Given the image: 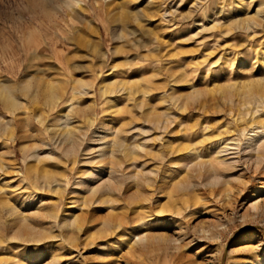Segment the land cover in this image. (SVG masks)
I'll return each instance as SVG.
<instances>
[{
  "label": "rangeland",
  "instance_id": "obj_1",
  "mask_svg": "<svg viewBox=\"0 0 264 264\" xmlns=\"http://www.w3.org/2000/svg\"><path fill=\"white\" fill-rule=\"evenodd\" d=\"M77 1L83 9L73 14L65 0H0V85L15 84V96L23 101L15 109L6 108L0 99V123L14 121L12 130L0 133V168L5 170L0 174V225L9 227L13 218L8 207L13 206L16 214L40 229L50 230L46 214L51 211L77 215L78 226L85 229L80 241L64 248L47 241L21 243L12 240L13 231L6 233L0 237V264H264V174L250 172L239 181L241 172L220 164L217 155L224 143H246L239 132L250 126L234 120L243 113L250 93L264 91V0ZM110 68L115 72L113 81L129 82L153 91L152 95L141 97L136 106L118 98L114 108L98 76ZM123 72L130 76L122 78ZM39 81L45 87L60 85L65 92L77 82H89V95L78 96L75 103L85 109L86 119L96 111L97 128L113 124L111 129H150L147 147L156 158L147 170L158 173L140 176L139 183L128 182L127 188L133 189L125 194L117 213L102 219L116 224L143 214L139 200L149 195L156 216L145 230L152 235L149 247L154 254L148 253V247L147 253L139 249L130 255L119 241L108 244L105 254L94 248L103 220L86 219L70 204L82 169L71 170L59 159L35 161L30 116ZM25 83L32 88L28 96L21 91ZM118 111L123 114L113 121ZM260 118L264 119V112ZM158 121L161 129L169 131L161 140L153 124ZM191 150L193 157L187 155ZM162 153L168 157L160 164ZM258 155L263 164L264 151L253 161ZM194 159L207 165L188 171L186 166ZM45 176L65 182L69 196L37 193ZM215 176L222 180L203 192L188 195L183 190ZM7 182L10 188L5 191ZM186 199L189 212L181 219L168 217ZM80 200L86 201L84 195ZM254 202H259L257 212L244 217V209ZM205 232L206 241L200 239ZM182 236L187 239L180 246L192 244L180 255L160 252L158 256L167 240ZM77 246L80 257L71 254Z\"/></svg>",
  "mask_w": 264,
  "mask_h": 264
},
{
  "label": "bare ground",
  "instance_id": "obj_2",
  "mask_svg": "<svg viewBox=\"0 0 264 264\" xmlns=\"http://www.w3.org/2000/svg\"><path fill=\"white\" fill-rule=\"evenodd\" d=\"M102 1L108 3L112 0ZM64 4L73 14H76V9H83L82 5L79 4L77 0H65ZM89 23L91 24V22L88 21V24ZM122 35H124V33H122ZM114 75L115 72H112V68L108 69L106 73L100 72L98 74L99 78L102 80L101 83H103L101 90L106 94V97L111 99L110 103H113L114 108H117L116 100L118 98H123L128 104L132 102L136 106L137 101H139L141 97H150L152 95L153 91L141 88L140 86H134L129 82L120 80H114V82ZM129 76V72L122 73V78H127ZM106 82L109 83L104 85ZM71 85L72 84H70V86ZM58 86L45 87L42 86V82L39 81L36 86V92L34 96L32 95L33 102L36 106L30 116L31 131L33 132V139L35 140V147L33 150L35 161L43 163L59 159L64 160L66 164L71 167V170H75L76 168L82 169V171H79L82 176L76 182L74 191L70 194L71 196L73 195L70 204H72L71 208H77L82 211L86 219L98 217L103 220L97 238H95L92 243L94 248L98 251H103L107 249L108 244L111 245L113 242L119 241L127 247V253L130 255L137 253L139 249L143 252L142 250L148 248L152 242V235L146 232L145 226L156 216L154 213L155 211H153V206L150 205L149 195L143 194L141 200H139V210H142L143 214L137 213L138 215L136 217L130 218L126 216V221L122 220L116 224H112L109 219L102 218L105 216H113V214L117 213V207L125 200V194L133 189V187L127 188L128 182L133 181L139 183L138 179L140 176L147 177L158 173L155 169H151L150 171L147 170L149 164L156 158L147 147L150 129L144 130L136 126L127 129H111L110 126L113 124H110L109 128H103L102 126L97 128L96 111L93 113V117L86 119L84 114L85 109L80 108L75 103L78 96L81 98L83 95H89L90 91L86 92V88L90 86V83L87 81L77 82V86L70 87L66 92L64 87L60 90V85ZM16 87L17 86L11 84V82L0 85V99L6 108L17 109L23 104V101L17 98V95L15 96ZM30 87L29 84L25 83L21 85V91L28 96L27 92L29 89H32ZM80 88H82L84 93L79 90ZM159 89H157V91ZM94 90L95 88L92 86L91 91L93 92ZM68 94L70 96H68ZM41 99H43V102ZM252 103L256 106V112L254 111ZM263 112L264 91L260 94L250 93L243 113L238 119L234 120L236 123H246L247 126H250L249 130L239 132L246 140V143L240 144L237 140L231 141V143H224V146L217 153L220 164L224 165L226 168H232L233 170L241 172V176L238 178L239 181L247 177L250 172L253 174L255 172L264 174V167L262 168L264 164H262L263 158L259 155L254 161L252 158L255 154L264 151V122L262 121L264 119H262L263 117L260 118ZM122 114V111H118V116L115 119L113 117L112 120H120L119 116ZM5 124L0 123V133L2 134L12 130L14 121L10 120ZM153 124L155 127H158L156 132L160 133L157 140L163 139V136L169 131L159 127L160 121ZM11 139L16 142V139H13V137ZM137 140L138 142L136 143ZM143 153H147L146 156H140ZM173 154V152L170 153V155ZM194 154L193 150L187 153L189 157H193ZM166 157H168V155L165 156V154L162 153L159 156V163H165ZM141 160L144 162L140 163ZM206 165L207 163H205V161L199 160L196 162V159H194L186 166V169L190 168L188 170L190 171L193 168H204ZM0 174H5L4 167L0 168ZM221 180V176H215L206 184H202L203 181L202 183L197 181V183L188 184L183 190H185L188 195L194 192H203V188L206 190L208 187H211ZM153 182V179L148 181L149 184ZM141 183H144V181H141ZM243 184L246 187L247 183ZM4 186L5 191L10 188L8 182L4 183ZM35 191L37 193L40 192L42 195L52 194L55 195V197H60L64 194L68 195L67 184H65V182L57 179L51 181L47 176H45V181L40 187H37ZM83 195L86 201L80 200L81 197L83 199ZM130 201H134V197H130ZM159 202V200H156V205H159ZM8 206L9 204L7 203L6 207ZM183 206L185 209H183ZM258 206L259 202H254L250 206H246L244 209V217L249 216L250 211L257 212L255 210ZM190 209L189 200H183L181 207H177L173 213H169L170 215L168 217L181 219L184 217V213H188ZM8 213L13 220H10L11 224L9 227L6 224L3 226L0 225L1 238L6 237V233L9 235L11 231H13L14 236L12 240L25 244H42L44 241H47L60 244L64 248L65 244L73 245L80 241V234L85 233L84 227L78 226L79 218L75 214L71 215L70 213H65V216H60V214L55 211L48 212L46 214V219L50 221L49 230L40 229L35 225L29 224L28 220L16 214V208L13 206L8 207ZM159 214L160 215H157L160 216L159 218L161 220V214L163 213L159 212ZM13 225H16V228H12ZM40 230L42 232L38 233L37 231ZM55 232L57 233L55 234ZM76 233H78V235H76ZM35 234L37 236L30 240L29 238ZM202 234H204V232H202ZM207 234L209 233L205 232L206 236L204 235L200 239L206 241L209 237ZM185 237L188 236L185 235ZM185 237L182 239L180 237L178 239L167 240L166 244L164 243L165 247L159 248L158 256H160V252L164 256L170 253H175L176 255L181 253L180 251L182 248L192 244V242H188L185 246H180L181 243L187 239ZM78 247L79 246L71 253L72 255L76 254V257H80L81 255ZM145 251L146 249H144V253H147ZM153 252L155 253V251L153 249L150 250L149 247L148 253L152 254ZM105 253L106 252L103 251V254Z\"/></svg>",
  "mask_w": 264,
  "mask_h": 264
}]
</instances>
